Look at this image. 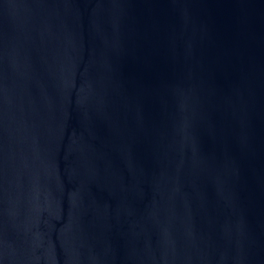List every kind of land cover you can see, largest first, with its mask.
Returning <instances> with one entry per match:
<instances>
[{
  "label": "water",
  "instance_id": "water-1",
  "mask_svg": "<svg viewBox=\"0 0 264 264\" xmlns=\"http://www.w3.org/2000/svg\"><path fill=\"white\" fill-rule=\"evenodd\" d=\"M0 264H264V0H0Z\"/></svg>",
  "mask_w": 264,
  "mask_h": 264
}]
</instances>
